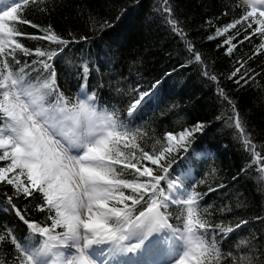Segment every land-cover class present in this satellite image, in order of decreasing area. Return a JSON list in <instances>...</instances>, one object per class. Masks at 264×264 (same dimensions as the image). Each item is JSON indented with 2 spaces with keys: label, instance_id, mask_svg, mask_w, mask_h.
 <instances>
[{
  "label": "snow or ice",
  "instance_id": "snow-or-ice-1",
  "mask_svg": "<svg viewBox=\"0 0 264 264\" xmlns=\"http://www.w3.org/2000/svg\"><path fill=\"white\" fill-rule=\"evenodd\" d=\"M39 3L40 0H10L0 9V162H4L0 166V184L13 189L10 195L3 194L8 206L35 234L22 243L12 229L5 228L0 233V245L10 244L16 251L11 264H113L128 254L151 257L162 247L168 264H264V245L257 259L254 233L235 244V249L244 255H234L233 250L225 252L221 247V241L229 240L250 223L248 219L226 227L223 221L212 222L208 207L201 208L204 197L224 185L209 186L207 192L200 193L195 185L188 189L182 177L170 178L173 154L188 151L196 134L203 133L209 125L197 121L179 132H166L151 151H146L141 146L146 133L125 124L115 110L98 106L96 91L89 94L88 79L94 69L88 62L78 66L81 83L77 97L66 95L57 82L54 61L72 42L88 41L89 37L65 39L51 25L40 28L23 18L30 4L39 11L47 10L40 9ZM235 9L240 16L216 28L215 35L207 39L226 36L217 47H224L231 56L245 41L254 36L261 38L253 54L238 60L239 66L228 77H238L234 82L246 85L254 80L248 61L264 54V0L237 3ZM159 11L171 30L185 41L195 61L203 65L201 53L172 16L169 0H163ZM18 24L39 28L43 34H27ZM109 27L104 21L98 31ZM233 29L235 34L228 35ZM20 38L48 41L56 47L30 49ZM203 75L218 81L210 70L203 71ZM160 83L157 80L149 91L132 89L138 98L129 105L128 117H134L157 99ZM217 91L230 108L231 115L225 114L227 126L238 131L241 143L253 157L246 168L258 165L261 175L257 181L264 186V154L256 151L257 145L252 142L236 102L223 88ZM260 147L264 150V145ZM164 181L166 188L162 186ZM21 197L25 201L39 200L35 208L45 214V220L28 218L14 202ZM172 206L181 209L179 215L173 217L169 211ZM220 211L231 209L225 206ZM172 219L177 221L176 226L170 223ZM255 220L264 223V217L257 216ZM159 233H165L163 239ZM35 236L42 239L36 240ZM0 264H5L2 249Z\"/></svg>",
  "mask_w": 264,
  "mask_h": 264
},
{
  "label": "trees",
  "instance_id": "trees-1",
  "mask_svg": "<svg viewBox=\"0 0 264 264\" xmlns=\"http://www.w3.org/2000/svg\"><path fill=\"white\" fill-rule=\"evenodd\" d=\"M247 2L169 0L172 16L179 22L187 40L201 53L203 65H207V68L195 61L185 41L171 30L165 15L159 11L163 0H40L39 8L46 11H39L36 5L30 4L22 16L40 28L51 25L65 39L89 37L88 41L72 42L55 59L60 89L75 99L81 83L78 66L88 62L94 69L88 79L89 94L96 91L98 106L115 110L125 124L146 133L141 141L146 151H151L155 141L162 140L166 132H179L197 121L209 125L203 133L196 134L188 151L180 150L173 154L170 178L181 175L188 189L195 185L200 193L207 192L209 186L215 188L224 185L204 197L201 208L208 207L212 222L223 221L226 227L240 219H248L250 223L229 240L221 241V247L225 252L233 250L234 255H244V252L235 249V244L240 238H251L250 233H254L256 239L253 243L259 259L260 247L264 245V223L256 221L255 217H264V186L257 181L261 175L259 166L246 168L253 157L241 143L238 131L227 126L225 114L231 115L230 108L220 98L217 88H223L229 98L236 102L252 142L257 145L256 151L264 154L260 147L264 145V54L248 61L247 66L252 69L254 80L246 85L243 82L237 85L234 81L238 77L228 79L239 66L236 62L251 56L261 44V38L254 36L251 41H245L231 56L226 54L224 47H217L226 36L207 39L215 35L216 28H222L240 16L241 12L235 9L237 3L246 5ZM225 11L228 12L227 16L222 15ZM104 21L111 27L100 32L99 25ZM17 27L27 34H43L39 28L30 25L18 24ZM235 31L230 30L228 35H234ZM20 40L30 49L40 47L50 50L56 47L43 40ZM206 70L217 75L218 81L204 76L203 71ZM157 80L161 81L157 99L148 103L134 117H128L129 105L138 98L132 89L138 87L140 91H149ZM100 84L103 87H98ZM0 166H4V162H0ZM242 169L246 170L242 172ZM166 182H162L165 188ZM12 191L10 186L0 184V233L5 228L12 229L20 242L26 243L27 238L35 234H31L30 229L8 206L3 194L10 195ZM14 202L26 212L28 218L45 220V214L35 208L39 200L25 201L21 197ZM225 206L231 211L221 212ZM169 211L175 217L181 209L172 206ZM170 223L176 226L177 221L172 219ZM35 239L41 240L42 237L35 236ZM229 246H232L231 249ZM0 249L5 264H11L16 256L15 249L10 244L0 245Z\"/></svg>",
  "mask_w": 264,
  "mask_h": 264
},
{
  "label": "bare ground",
  "instance_id": "bare-ground-1",
  "mask_svg": "<svg viewBox=\"0 0 264 264\" xmlns=\"http://www.w3.org/2000/svg\"><path fill=\"white\" fill-rule=\"evenodd\" d=\"M10 0H2V3H0V9L3 8V6L7 3H9ZM168 264V257L166 255L165 248L162 247L160 251L151 256V257H138L134 254H128V256H121L117 259V261H114L113 264Z\"/></svg>",
  "mask_w": 264,
  "mask_h": 264
},
{
  "label": "rangeland",
  "instance_id": "rangeland-1",
  "mask_svg": "<svg viewBox=\"0 0 264 264\" xmlns=\"http://www.w3.org/2000/svg\"><path fill=\"white\" fill-rule=\"evenodd\" d=\"M163 234V233H162Z\"/></svg>",
  "mask_w": 264,
  "mask_h": 264
}]
</instances>
